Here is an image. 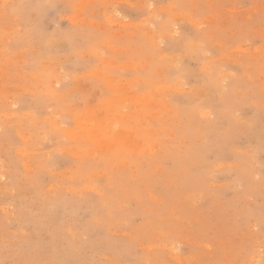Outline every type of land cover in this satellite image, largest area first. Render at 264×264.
<instances>
[{"label":"rangeland","instance_id":"1","mask_svg":"<svg viewBox=\"0 0 264 264\" xmlns=\"http://www.w3.org/2000/svg\"><path fill=\"white\" fill-rule=\"evenodd\" d=\"M0 65V264H264V0H0Z\"/></svg>","mask_w":264,"mask_h":264},{"label":"bare ground","instance_id":"2","mask_svg":"<svg viewBox=\"0 0 264 264\" xmlns=\"http://www.w3.org/2000/svg\"><path fill=\"white\" fill-rule=\"evenodd\" d=\"M114 24V23H113ZM49 43V42H48ZM92 55V54H91ZM67 56V55H66ZM20 61V60H19ZM3 63V62H2ZM1 66V65H0ZM82 77V76H81ZM124 82H126V81H124ZM79 86V85H78ZM113 87V86H112ZM119 88V87H118ZM117 91V90H116ZM114 92V91H113ZM34 93V92H33ZM138 94V93H137ZM46 95V94H45ZM145 95V94H144ZM116 102V101H115ZM118 102H120V100L118 101ZM117 103V102H116ZM95 111V110H94ZM8 115V114H7ZM69 115V114H68ZM79 119H80V117H79ZM117 121V120H116ZM125 121V120H124ZM81 120H78V123L79 124H81ZM116 123V122H115ZM117 127V126H116ZM112 128V127H111ZM89 140V139H88ZM93 144V143H92ZM110 145V144H109ZM50 150V149H49ZM30 152V151H29Z\"/></svg>","mask_w":264,"mask_h":264}]
</instances>
